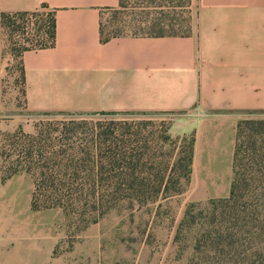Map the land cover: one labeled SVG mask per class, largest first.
Returning <instances> with one entry per match:
<instances>
[{
    "label": "trees",
    "instance_id": "trees-1",
    "mask_svg": "<svg viewBox=\"0 0 264 264\" xmlns=\"http://www.w3.org/2000/svg\"><path fill=\"white\" fill-rule=\"evenodd\" d=\"M185 1L179 8H190L192 0ZM124 8L126 3L120 0L116 11ZM35 13H0V18L11 35H24ZM161 16L134 28L147 35H128L124 26L106 32L101 22V42L125 36H178V16ZM41 32L38 39L15 50L21 59L26 52L55 46L54 13ZM22 73L25 84L24 66ZM56 115L74 118L44 120L33 134L20 129L0 142L1 182L29 176L34 212L60 210L71 226L84 231L123 206H160L163 200L181 194L190 181L194 135L189 142L186 137L178 139L165 151L169 137L149 133L146 124L76 118L93 115ZM184 234L193 238L187 264H264V119L247 117L238 122L230 194L205 204H190L176 240L180 242Z\"/></svg>",
    "mask_w": 264,
    "mask_h": 264
},
{
    "label": "crops",
    "instance_id": "crops-1",
    "mask_svg": "<svg viewBox=\"0 0 264 264\" xmlns=\"http://www.w3.org/2000/svg\"><path fill=\"white\" fill-rule=\"evenodd\" d=\"M119 4L0 0V13L46 8L55 16V46L22 57L30 113L178 114L192 120L189 129L231 123L236 132L243 116L264 112V0H195L189 35L102 43L103 13ZM3 48L0 28V66ZM37 260L49 264L44 255H0V264Z\"/></svg>",
    "mask_w": 264,
    "mask_h": 264
},
{
    "label": "rangeland",
    "instance_id": "rangeland-1",
    "mask_svg": "<svg viewBox=\"0 0 264 264\" xmlns=\"http://www.w3.org/2000/svg\"><path fill=\"white\" fill-rule=\"evenodd\" d=\"M124 1L126 8L121 11H116L118 7L104 12L102 24L106 32L124 26L128 35H147L134 28L162 17L161 13L178 16V35H189L196 27L195 0L189 9L179 8L180 4L186 5L185 0ZM51 14L41 8L34 17H29L26 34L19 32L14 36L0 18L4 47L0 66V142L6 134L20 129L33 134L44 120L74 118L32 114L26 106L22 59L15 50L38 39L42 35L41 28L49 24ZM259 105H264L261 98ZM251 117L264 119V113L256 112ZM76 118L146 124L149 133L161 132V136L169 137L165 151H170L178 139L186 137L189 142L194 135L190 181L181 194L163 200L160 206L133 209L123 206L86 230L77 231L60 210L34 212L31 209L33 183L29 176L22 174L5 184L0 178V255H44L49 257V264H187L193 252V238L184 234L182 240L177 241L178 228L190 204H205L229 196L233 180L234 126L227 123L224 129H220V125L217 129H189L193 128L189 126L192 120L178 114ZM185 125L188 131L183 133ZM33 264L42 263L37 260Z\"/></svg>",
    "mask_w": 264,
    "mask_h": 264
}]
</instances>
